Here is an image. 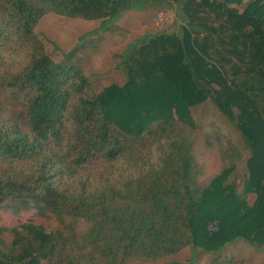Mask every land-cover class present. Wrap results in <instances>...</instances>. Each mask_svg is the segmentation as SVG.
Wrapping results in <instances>:
<instances>
[{
  "label": "trees",
  "instance_id": "obj_1",
  "mask_svg": "<svg viewBox=\"0 0 264 264\" xmlns=\"http://www.w3.org/2000/svg\"><path fill=\"white\" fill-rule=\"evenodd\" d=\"M150 4L177 27L129 47L126 82L100 93L35 33L48 14L109 20ZM5 44L30 49L31 63L0 75V264H120L239 238L264 246V0H0ZM206 101L248 153L241 189L228 180L242 151L169 113Z\"/></svg>",
  "mask_w": 264,
  "mask_h": 264
},
{
  "label": "rangeland",
  "instance_id": "obj_2",
  "mask_svg": "<svg viewBox=\"0 0 264 264\" xmlns=\"http://www.w3.org/2000/svg\"><path fill=\"white\" fill-rule=\"evenodd\" d=\"M159 8L160 6L150 4L146 8L136 7L123 13L118 19L94 21L48 14L40 20L35 33L42 40L46 53L55 62L76 64L89 80L93 91L100 93L111 85L122 86L126 82L127 74L121 61L129 47L138 45L146 35L175 30L178 18L173 11L170 28L162 30L160 26L155 25L154 18ZM169 113L172 118L188 120L195 128L213 136L222 135L228 138L242 151V159L228 180L241 189L248 153L242 147L243 141L240 140V133L234 122L211 101L193 108L182 106L181 114L174 111V108L169 110ZM156 157L157 153L153 160ZM215 159V157L212 159L214 163ZM4 218L7 224H15L22 220L9 216ZM23 219L29 220V217L25 216ZM215 255L238 258L248 264H264V246H257L240 238L230 242L218 240L206 247L197 244L187 246L169 257L126 259L120 264H209Z\"/></svg>",
  "mask_w": 264,
  "mask_h": 264
},
{
  "label": "clouds",
  "instance_id": "obj_3",
  "mask_svg": "<svg viewBox=\"0 0 264 264\" xmlns=\"http://www.w3.org/2000/svg\"><path fill=\"white\" fill-rule=\"evenodd\" d=\"M31 63L30 49L22 46L0 45V75H15ZM162 160H154V163Z\"/></svg>",
  "mask_w": 264,
  "mask_h": 264
},
{
  "label": "built area",
  "instance_id": "obj_4",
  "mask_svg": "<svg viewBox=\"0 0 264 264\" xmlns=\"http://www.w3.org/2000/svg\"><path fill=\"white\" fill-rule=\"evenodd\" d=\"M154 22L156 26H160L161 28H168L172 24V12L167 9L160 10L154 18ZM218 225L216 222L209 224L208 231L213 233L217 231Z\"/></svg>",
  "mask_w": 264,
  "mask_h": 264
}]
</instances>
